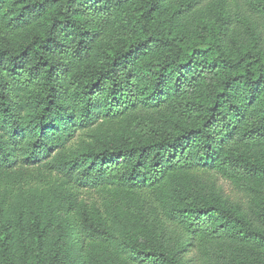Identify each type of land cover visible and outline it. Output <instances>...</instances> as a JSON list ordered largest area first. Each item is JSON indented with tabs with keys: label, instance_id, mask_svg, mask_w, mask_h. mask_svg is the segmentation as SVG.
<instances>
[{
	"label": "trees",
	"instance_id": "trees-1",
	"mask_svg": "<svg viewBox=\"0 0 264 264\" xmlns=\"http://www.w3.org/2000/svg\"><path fill=\"white\" fill-rule=\"evenodd\" d=\"M224 8L0 0V264H264V0Z\"/></svg>",
	"mask_w": 264,
	"mask_h": 264
},
{
	"label": "rangeland",
	"instance_id": "rangeland-1",
	"mask_svg": "<svg viewBox=\"0 0 264 264\" xmlns=\"http://www.w3.org/2000/svg\"><path fill=\"white\" fill-rule=\"evenodd\" d=\"M223 1H224V0H213L214 5H216V6L220 7V8H224L223 5H222ZM229 1H230V4H231L232 2H234V0H228V2H229ZM230 4H229L227 7H229ZM227 7H225V8H227ZM225 8H224V9H225ZM214 178L217 179V183H218V185L221 187L222 191H223L225 194H227L229 197L232 198L233 195L231 194V190H232L231 185H230L227 181H225V180H223V179H221V178H219V177H217V176H214Z\"/></svg>",
	"mask_w": 264,
	"mask_h": 264
}]
</instances>
